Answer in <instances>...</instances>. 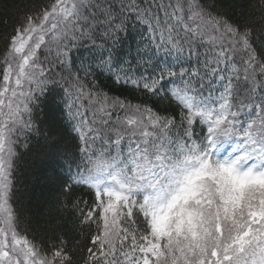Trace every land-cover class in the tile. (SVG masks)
<instances>
[{
  "label": "snow or ice",
  "instance_id": "snow-or-ice-1",
  "mask_svg": "<svg viewBox=\"0 0 264 264\" xmlns=\"http://www.w3.org/2000/svg\"><path fill=\"white\" fill-rule=\"evenodd\" d=\"M0 23V264H264V0H27Z\"/></svg>",
  "mask_w": 264,
  "mask_h": 264
},
{
  "label": "trees",
  "instance_id": "trees-1",
  "mask_svg": "<svg viewBox=\"0 0 264 264\" xmlns=\"http://www.w3.org/2000/svg\"><path fill=\"white\" fill-rule=\"evenodd\" d=\"M27 0H0V18H6L9 21L8 30H10V25L12 23V17L16 11V6L25 3ZM254 6L258 7L261 3V0H252ZM6 26L3 23H0V34L5 31ZM109 88H112L110 82L107 85ZM116 92H119L120 89L117 87ZM125 95L129 93L125 92ZM63 93L62 90L56 88L51 94L47 96V103L50 105L51 109L54 112H62L63 105L61 103V97ZM134 100L139 99V94H136L132 97ZM35 171L26 167L24 164L21 165V171L18 173L20 180L17 185V199L19 202L28 207L32 212V219L34 226L42 228L44 225L41 222L42 217L39 214L40 208V185L33 182V176ZM87 199V197H85ZM74 242V241H73Z\"/></svg>",
  "mask_w": 264,
  "mask_h": 264
}]
</instances>
